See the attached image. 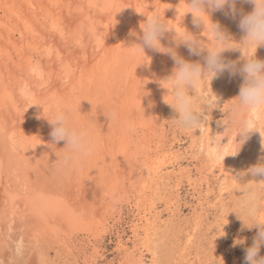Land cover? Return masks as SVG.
I'll return each instance as SVG.
<instances>
[{"label":"bare ground","instance_id":"6f19581e","mask_svg":"<svg viewBox=\"0 0 264 264\" xmlns=\"http://www.w3.org/2000/svg\"><path fill=\"white\" fill-rule=\"evenodd\" d=\"M179 4L180 0H0V249L9 239H15L20 253L26 242L46 241L64 249L71 264H96L105 257V235L115 232L124 204H129L138 218L130 228L132 248L117 232L116 252L126 255L120 264H166L159 251L162 242L156 241L162 227L170 228L171 223L157 212L154 198L163 200L168 216L177 217L173 209L178 208L180 183L171 180L178 174L181 178L184 170L180 168L177 177L165 174L169 167L178 168L181 154L169 145L163 128L165 111L172 110L169 104L174 102L161 83L176 65L170 53L145 46V56L128 47L142 43V26L156 8L173 28L161 37L162 46L206 67V50L196 55L175 42V30L182 34L181 27L207 40L204 26L193 23L191 9L183 0ZM236 8L235 16L225 8L209 13L210 19L226 33L234 31L240 12H251L254 5L237 0ZM238 35L232 42L239 48ZM254 58L264 61L262 53ZM189 94L195 95L194 89ZM58 109H71V124L86 128L94 145L92 155L70 172L51 165L66 145L51 135L50 121ZM215 110L205 109L209 120L201 130L206 138L223 123L217 124ZM110 111L118 114L115 121L104 116ZM243 118L264 132V108ZM262 139L257 131L248 134V155L231 147L232 137L218 150L211 141L201 146L212 169L228 162L222 192L239 184L240 171L252 160L264 159ZM193 215L202 220L196 211ZM76 235L87 236L88 243L79 247ZM88 249L91 254L81 261ZM5 262L0 257V264Z\"/></svg>","mask_w":264,"mask_h":264},{"label":"rangeland","instance_id":"374dc122","mask_svg":"<svg viewBox=\"0 0 264 264\" xmlns=\"http://www.w3.org/2000/svg\"><path fill=\"white\" fill-rule=\"evenodd\" d=\"M241 13L247 14L250 12L243 10L240 14ZM238 20H240V17L239 19H236L237 25L235 26V30L233 31L232 29H229L230 33L227 32L232 41H235V37L242 32L241 35H238L240 36V39L237 44L241 43L245 36V33L240 30ZM240 47L241 46L239 45V48ZM226 51L222 53L224 60L226 62H236L237 67H240L246 62V57H244V55L248 57H251L252 54L256 57H258L260 53L264 55V45L258 46L257 50L255 47H248L246 49L241 48V50L229 49ZM217 78L218 82L215 84V77L213 79L209 77V81L206 80L203 82L201 90L203 89L202 91L205 95H214V99L216 98L215 96H217L218 103L216 108H214L216 109L215 120L217 124H220L225 120L228 127L222 123L219 125V130H217L219 132L215 130L210 137L207 136L206 138V135L202 134V130L197 129L196 132H187L178 128L171 121L178 118V113L174 109L166 110V115L164 114L165 123L164 126H162L164 130H166V136L171 141L169 142V145L172 143L174 151H177L176 155L178 153L181 154V156L178 154V168L176 167L173 169L172 167H169L165 174L172 173L174 177H177V172L180 168L182 171L184 170V172H182L184 174L181 178H179L180 175L178 174V179L174 178L171 180L172 184H176L177 180L179 181L178 183H180L179 191L177 193L180 197L179 203L177 204L178 208L173 209L177 217H172L171 214L168 216L169 213L163 200L154 198L155 207L156 210H158L157 212H160L164 219L167 218L171 223L170 228L166 227L169 228L168 231L166 228L162 227L159 234L160 238L156 241L157 244L158 242L159 244L162 242L160 245H162L161 250H163L159 251L162 258L161 262L163 261L166 264H245L246 249L252 246L259 231L257 226H253L256 220L250 218L246 214V209L242 206L238 197L243 195L242 191L248 190L249 187L254 188L258 194H264V187L256 184L261 180H264V176H253L250 173V169L264 163V159H259L258 161V158H256L255 160H252L249 166L250 169L248 168L246 170L241 168L242 171H240L239 184H230L229 190L222 192L220 189L224 187V184L221 182L226 176H228V162L225 161V163L227 162V165L220 163L217 168L212 169V166H210L211 162L205 152L206 149L203 151L201 149V146L212 141V137L221 135L219 138L217 137L218 139L216 138V140H218L217 144L220 145V147L231 143L229 141L232 137L235 141L232 140L233 144L231 147L233 146L239 155H248L249 152L246 144L247 140L242 146H240L237 143L239 142L240 137L236 138V135H233L232 133L235 124L238 122L237 119L240 118L234 105L235 98L238 97L240 87L243 84V77L239 72L232 74L229 71H225L219 73ZM214 85L217 87H214ZM220 86L224 88H221ZM174 137H176V139ZM164 181L166 182L167 180ZM247 183H249V185H245ZM147 192L149 193L148 197H151L152 190L148 189ZM195 211L201 215L202 220H194L193 214H195ZM261 211H264V205H261L259 214ZM135 214L136 210L133 208V205L124 204L122 222L115 228L114 233L110 232L108 235H105L103 242L105 257L99 259L96 264H120L126 261V255L116 252V244L119 240L117 232L121 231L124 239L123 243H127V247L132 248V242L129 238L131 236V224L138 218ZM259 219H261V216H259ZM171 226L179 228L177 230ZM173 230L175 234L172 233ZM14 240L15 239H9L8 243L4 244V247L2 246L0 249V257L5 258L6 261L3 264H71V261L66 254L67 252L64 251V249L62 250L61 247H57V245L48 244L46 241L43 243L26 242L24 249H21L20 253L17 251L18 247ZM127 240H129V242H127ZM137 241L138 239L135 240V242ZM74 242L81 247V245L88 243V238L87 236L76 235V238L74 237ZM167 248H169V250ZM91 252L92 250L88 249V251L82 255L81 261H83L85 255L88 256ZM259 255L264 256V246H261Z\"/></svg>","mask_w":264,"mask_h":264},{"label":"clouds","instance_id":"9594fccd","mask_svg":"<svg viewBox=\"0 0 264 264\" xmlns=\"http://www.w3.org/2000/svg\"><path fill=\"white\" fill-rule=\"evenodd\" d=\"M246 3L254 5V9L247 14H240L239 27L245 33V36L239 45L240 48L233 46L230 36L222 30L218 23H213L210 19L211 12L227 8L233 16L237 14V0H190L183 4L191 9L193 23L197 26L203 25V36L207 40L200 39L185 28L182 34L175 29V42L177 46L184 44L191 53L200 55L207 51L206 67L199 63H190L184 60L173 48H166L161 44V37L166 31L172 30L170 20L166 21L164 15L161 16L158 9L154 8L151 15L147 16V22L143 24L142 43L135 44L132 48L145 55L144 48L149 47L162 53H170L175 61V67L171 76L161 83L166 84L169 94L174 103L169 104L178 113V118L171 120L178 128L187 132H196L207 125L208 117L205 115V109L210 112L217 106V97L213 99L212 95H205L198 91L199 86L209 77L212 79L219 73L229 71L232 74H239L243 77V84L240 87L239 95L235 98V110L241 117L238 121L236 138L240 137L239 142L242 146L248 138V134L257 131L264 138V132L256 129L251 123L244 119L249 112L264 108V61L255 59V55L246 57V62L237 67L236 62H226L222 56L226 50L240 49L264 45V0H244ZM179 6H182L181 0ZM178 11V9H177ZM187 13V14H188ZM179 15V13H178ZM178 18V16H177ZM177 21V19H176ZM210 37V38H209ZM146 56V55H145ZM141 65V64H140ZM194 89L195 95L189 94V89ZM144 110V109H143ZM82 115V114H81ZM83 116V115H82ZM110 122L118 118L115 111H110L104 115ZM71 109H58L54 119L50 121L54 125L51 135L56 142L66 141L65 147L60 154L56 153L57 160L51 164L56 171L70 172L80 165L93 153V141L86 128H76L71 124ZM225 125L228 124L223 121ZM212 137L211 144L219 149L216 138ZM264 145V139H262ZM55 145H50L53 148ZM253 176H264V163L254 166L250 169ZM256 183V182H255ZM264 187V180L256 183ZM249 185V183L245 184ZM243 195L238 198L246 209V214L254 218L259 231L251 247L246 249L245 264H264V256H260L261 246H264V220L259 219V210L264 205V194H258L256 190L249 187L242 191ZM252 226V227H253Z\"/></svg>","mask_w":264,"mask_h":264},{"label":"snow or ice","instance_id":"6c2138e0","mask_svg":"<svg viewBox=\"0 0 264 264\" xmlns=\"http://www.w3.org/2000/svg\"><path fill=\"white\" fill-rule=\"evenodd\" d=\"M17 251L19 252L20 251V248H18Z\"/></svg>","mask_w":264,"mask_h":264}]
</instances>
